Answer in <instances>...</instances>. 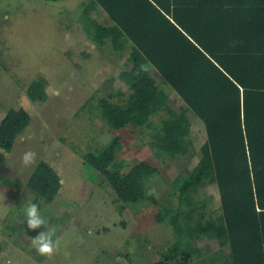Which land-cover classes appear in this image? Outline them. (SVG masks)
<instances>
[{"label":"rangeland","instance_id":"374dc122","mask_svg":"<svg viewBox=\"0 0 264 264\" xmlns=\"http://www.w3.org/2000/svg\"><path fill=\"white\" fill-rule=\"evenodd\" d=\"M69 5L63 0L46 1L47 10L39 12L32 10L33 0L0 3V10L8 13L3 19L0 11V121L9 110L26 113L12 149L0 148V264H130L126 253L134 264L160 260L184 264L176 245L178 236L167 219L159 222L155 215L176 206L172 180L177 174L201 159L211 168L204 125L188 111L191 144L187 151L160 158L147 141L166 116L164 111L150 117L148 128L110 127L96 103L110 90L126 88L118 72L131 67L128 42L108 35L100 43L103 50L89 40L71 52L72 58H64L66 42L54 38L60 33L57 22L70 24L71 16L63 10ZM101 10L97 6L90 14L108 26L110 19L106 14L100 17ZM105 34L99 32L96 39ZM60 57L69 63L63 66ZM141 64L146 70L151 68L146 60ZM37 79L44 81L47 90L43 100L27 89ZM158 85L173 109L185 106L167 82ZM113 136L118 138L112 161L99 170L89 165L83 153L102 148ZM28 151L36 154V161L26 165L22 157ZM39 160L48 162L60 176V187L50 202H34L26 185ZM149 191L155 194L148 195ZM203 198L206 209L217 215L215 183L203 181L190 189V202ZM31 203L38 205L46 225L27 226L26 209ZM44 231L58 244L51 258L39 255L32 244ZM192 245L197 249L192 262L231 260L228 244L221 245L214 237H197Z\"/></svg>","mask_w":264,"mask_h":264},{"label":"trees","instance_id":"16d2710c","mask_svg":"<svg viewBox=\"0 0 264 264\" xmlns=\"http://www.w3.org/2000/svg\"><path fill=\"white\" fill-rule=\"evenodd\" d=\"M90 6H99L110 24L89 17L86 7L87 34L98 37L105 31L129 48L131 67L118 72L126 88L110 90L96 103L107 124L117 130L128 124L148 128L150 117L164 111L147 141L158 158L187 151L188 111L204 125L211 168L201 159L177 174L172 180L176 206L155 215L159 222L167 219L178 236L184 264H200L191 261L197 237L228 244L231 260L224 264H264V0H93ZM142 60L155 72L146 70ZM156 77L172 87L184 107L175 110L168 104ZM27 89L46 98L42 79ZM25 116L9 110L2 117L1 149H12ZM117 138L83 153L84 160L102 169L115 156ZM203 181L217 187V215L206 209L204 198L189 200L190 189ZM60 184L45 160L36 163L26 183L34 202H50Z\"/></svg>","mask_w":264,"mask_h":264},{"label":"crops","instance_id":"0c3cea01","mask_svg":"<svg viewBox=\"0 0 264 264\" xmlns=\"http://www.w3.org/2000/svg\"><path fill=\"white\" fill-rule=\"evenodd\" d=\"M35 7L32 9L33 11H39V12H43V10H47L44 6L46 5V1H51V2H58V1H62V0H33ZM63 1H67L70 5L66 6L63 10H66V13H68V15H70L71 17V21L70 24L65 23L63 20L61 22H57L58 27H59V35L54 38L55 41H57L58 43L60 42H66L65 43V50H63V55L64 58L69 57L72 58V51H77L78 50V45L80 43H84L85 41H89L93 43V45L97 46L99 49L103 50V47L100 45V43H103L105 41V37L106 34L103 36V39L98 38L96 39V36H89V34H87L85 26H87L86 22H85V18L83 17V12L85 11V8H89V17L92 18H97V16H95L94 14H90V9H94L97 6H90L91 2H93V0H77L75 4L73 2V0H63ZM7 2V0H0V3H4ZM73 3L74 6H72L71 4ZM10 8V7H9ZM3 15V19H7L8 18V13L7 10H0ZM0 13V14H1ZM100 17H104V12L101 10V13L99 15ZM49 17V16H48ZM72 18H74V21H72ZM0 20L2 21V18H0ZM57 21L59 19H56ZM89 25V23H88ZM76 46V49H75ZM74 48V50L71 49ZM56 49V46H54V50ZM95 49V48H94ZM55 51H51V54L54 53ZM69 53H71V55H69ZM50 54V55H51ZM49 55H47L48 57ZM61 58V57H60ZM64 58H61L62 60ZM65 60V59H64ZM63 60V61H64ZM68 64L69 62L64 61L63 62V66L64 64ZM148 63L151 65V68L148 70L151 73H154V68L152 66V64L148 61ZM74 70H76L74 68ZM126 70V69H125ZM96 88H94L95 91ZM45 91L47 93V90L45 88ZM47 95V94H46ZM99 99H102V97H99Z\"/></svg>","mask_w":264,"mask_h":264},{"label":"clouds","instance_id":"9594fccd","mask_svg":"<svg viewBox=\"0 0 264 264\" xmlns=\"http://www.w3.org/2000/svg\"><path fill=\"white\" fill-rule=\"evenodd\" d=\"M23 162L28 164H33L36 161V154L32 151L24 153ZM148 195H154V191H149ZM26 221L27 226L31 229H36L41 225H46L45 219L40 215L39 207L36 203H31L26 209ZM33 247L36 252L48 258L55 255L58 250V244L52 239L51 235L47 231L39 233L32 240Z\"/></svg>","mask_w":264,"mask_h":264}]
</instances>
